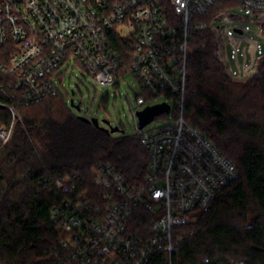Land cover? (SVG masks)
<instances>
[{
	"label": "built area",
	"instance_id": "1",
	"mask_svg": "<svg viewBox=\"0 0 264 264\" xmlns=\"http://www.w3.org/2000/svg\"><path fill=\"white\" fill-rule=\"evenodd\" d=\"M219 1L0 0V90L13 117L10 127L0 129V145L21 119L19 107L60 92L58 73L66 65L80 66L106 88L122 86L121 79L132 74L145 92L136 96L135 119L159 97L175 113L170 125L146 133L137 123L148 154L140 183L102 162L92 168L96 202L88 191L79 192L76 175L52 184L60 201L51 218L63 234L53 252L57 264H151L162 253L172 255L184 241L182 230L239 178L233 161L183 115L191 40L207 32L219 38L216 21L227 15L212 13ZM237 2L264 29V0ZM219 52L232 79L248 80L259 73L264 46L257 45L259 58L244 67L239 48L233 49L237 70Z\"/></svg>",
	"mask_w": 264,
	"mask_h": 264
},
{
	"label": "trees",
	"instance_id": "2",
	"mask_svg": "<svg viewBox=\"0 0 264 264\" xmlns=\"http://www.w3.org/2000/svg\"><path fill=\"white\" fill-rule=\"evenodd\" d=\"M233 5L240 6L220 0L212 13ZM114 46L124 51L120 42ZM258 70L236 82L225 74L213 34L192 38L184 118L213 139L240 176L182 230L177 251L151 264H264V56ZM4 82L0 75V88ZM6 104L0 90V129L13 122ZM19 111L22 121L0 145V264H57L53 252L63 234L51 218L60 201L51 190L56 179L76 175L79 192L96 202V164L108 163L136 184L146 174L148 154L137 135L114 137L80 120L61 92Z\"/></svg>",
	"mask_w": 264,
	"mask_h": 264
},
{
	"label": "rangeland",
	"instance_id": "3",
	"mask_svg": "<svg viewBox=\"0 0 264 264\" xmlns=\"http://www.w3.org/2000/svg\"><path fill=\"white\" fill-rule=\"evenodd\" d=\"M215 27H220L219 38L214 32L213 37L217 46V53L220 63L222 64L225 74L232 79L226 69V65L220 56V48H222L225 61L232 70H237L235 62L230 60L233 49L239 48V64L251 65L252 60L258 59L257 45L264 46V29L258 25L254 18L246 13L241 6L233 5L227 10V15L221 20L216 21ZM240 27L245 32L240 35L235 33L234 29ZM248 28V30H246ZM227 30L232 32V37L227 35ZM221 43V47H220ZM62 77V84L57 80V86L64 96V101L76 116H85L89 119L97 118L100 126L108 128L109 126L103 121H110L113 127H119L123 133H115L114 137L121 135L136 136L138 135L137 123L138 118H134L133 111L136 107V96L145 95L139 82L132 74H127L125 80L121 79L122 86L106 88L101 87L95 79L89 75L80 66L73 68L64 66L59 73ZM236 82H246L242 78L232 79ZM75 104H81V111L72 108L71 101ZM167 99L159 97L152 99L150 103L140 109L143 111L149 106L165 103ZM173 109L175 104L172 100L168 101ZM175 113L169 115H160L150 124L142 129V133L149 132L155 128L170 125L173 122ZM23 116H21V121Z\"/></svg>",
	"mask_w": 264,
	"mask_h": 264
},
{
	"label": "water",
	"instance_id": "4",
	"mask_svg": "<svg viewBox=\"0 0 264 264\" xmlns=\"http://www.w3.org/2000/svg\"><path fill=\"white\" fill-rule=\"evenodd\" d=\"M235 33L241 35L242 31L239 29H235ZM71 106H72V108H75L77 111H81V109H82L81 104H75L74 100L71 101ZM170 111H171V107L166 103L157 104L154 106H149L146 109H144L143 111H140L138 113L139 129L142 130L145 126L150 124L152 121H154L160 115L170 114ZM78 118L82 121L93 124L97 128H101V129L105 130L109 134L123 133V131H121V129L119 127H113L111 125L110 121H108V120L103 121L105 124H107L109 126L108 128H104V127L100 126V122L97 118L89 119L85 116H78Z\"/></svg>",
	"mask_w": 264,
	"mask_h": 264
}]
</instances>
